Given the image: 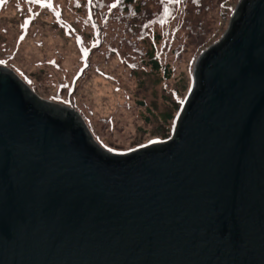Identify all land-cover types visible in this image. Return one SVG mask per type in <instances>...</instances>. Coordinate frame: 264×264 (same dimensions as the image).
<instances>
[{
	"label": "water",
	"instance_id": "water-1",
	"mask_svg": "<svg viewBox=\"0 0 264 264\" xmlns=\"http://www.w3.org/2000/svg\"><path fill=\"white\" fill-rule=\"evenodd\" d=\"M234 8L171 136L123 153L0 66V264H264V0Z\"/></svg>",
	"mask_w": 264,
	"mask_h": 264
},
{
	"label": "rangeland",
	"instance_id": "rangeland-1",
	"mask_svg": "<svg viewBox=\"0 0 264 264\" xmlns=\"http://www.w3.org/2000/svg\"><path fill=\"white\" fill-rule=\"evenodd\" d=\"M57 1L64 9V22L77 18L80 24L84 22L83 15L80 19V14L74 11L72 0ZM94 1L99 26L109 35L107 43H113L114 52L107 50L106 41L92 50V63L81 69L84 75L77 70L81 55L73 38H67L53 17L38 7L40 5L30 6L25 0H11L6 7H0V66L9 67L22 76L30 91L43 101L75 110L94 142L106 152L123 153L132 147L162 142L160 137L173 132L180 112L177 109L182 107L193 87L196 58L222 37L240 0H206L194 9L186 4V8L195 10L191 18H184L187 24L195 25L196 21L204 19L209 31L195 39L191 38L190 29L183 27L176 33L172 53L157 47V51L162 52L158 57L159 64L165 68L164 74L162 70L152 71L147 65L145 48L151 45V38L139 37L134 25L120 24L115 29L114 20L121 18L118 10L112 22L105 25L106 15L101 14L103 10L107 14L104 0ZM34 2L40 3V0ZM148 23L150 20L141 23L142 27L145 29ZM152 26L158 30L156 24ZM129 31L136 33L122 36V32ZM174 35L175 31L167 39L170 41ZM138 37L135 42L140 45L127 42L130 39L134 42ZM132 48L143 54L140 55L143 62L135 67L127 64L135 52ZM78 77L81 78L75 87Z\"/></svg>",
	"mask_w": 264,
	"mask_h": 264
},
{
	"label": "trees",
	"instance_id": "trees-1",
	"mask_svg": "<svg viewBox=\"0 0 264 264\" xmlns=\"http://www.w3.org/2000/svg\"><path fill=\"white\" fill-rule=\"evenodd\" d=\"M35 0H25V2H29L30 6L32 5H40L38 6L40 9L44 10L47 14L53 17L57 27L63 30L66 37L73 38L74 42L76 43L78 52L81 55V59L79 62V66L77 70L82 69V71L90 66L92 63L91 60L94 58L92 56V50L96 49L97 47L101 46L104 41L108 42L109 35L105 34L104 28H101L99 20L96 18L95 13H97L96 6L94 5V0H72L74 2V11L80 14V19L84 17V22L82 24L79 23L78 18L73 20H68L64 22V9L60 5V1L57 0H40V3H35ZM205 2L206 0H104L103 5L107 9V14L102 11V16L106 15V20H104L105 25L110 24L113 20L114 13L118 10V16H121L118 20H114L115 22V29L120 24H125L128 27L134 25V28L138 31L139 37L142 38H151L150 43L151 45L148 46L145 52L147 58V65L150 67L152 71H161L164 74L165 68L164 66L161 67L159 62L161 59L158 57L159 54L162 52L157 51V47L162 48V51L165 50L172 53L173 46L175 44L173 41L176 39V33L182 31L183 27H188L189 34L192 35L191 38L200 39L202 35H206L209 31V27L207 26V21L204 19L196 21L195 25L187 24V19L184 18H191L190 15L195 11H191L189 9H194V7H200L201 2ZM208 1V0H207ZM58 2V3H57ZM11 3V0H0V7H6L8 4ZM209 3V2H208ZM191 5L186 8L185 5ZM78 6V7H77ZM191 11V12H190ZM83 15V17H82ZM65 18V17H64ZM146 20H150L151 23L146 25L145 29L142 27L141 23H145ZM184 20V22H183ZM57 21V22H56ZM30 22V20H29ZM157 25L158 30L153 29L152 25ZM22 25V24H21ZM104 25V26H105ZM117 25V26H116ZM193 28H190V26ZM27 27V26H26ZM23 28V25L20 29ZM175 31L174 37L169 41L167 37L171 35L172 32ZM130 33H136L135 31H129L128 33H121L123 37L128 36ZM186 34V32H185ZM185 34H183L185 36ZM136 37V36H135ZM134 40L137 41L140 38ZM186 38V37H185ZM78 42V44H77ZM129 44H137L136 42H132V39L127 41ZM137 45H140L139 43ZM182 46V44L180 45ZM179 46V47H180ZM109 52H114V45L112 42L107 43L105 45ZM178 47V48H179ZM170 48V49H168ZM177 48V49H178ZM135 50L134 55L131 54L130 62L127 63L128 65H132L133 67L139 65V63L143 60L141 54L137 49L132 48ZM176 49V51H178ZM149 50V51H148ZM139 53V54H138ZM6 58V56L4 57ZM143 62V61H142ZM133 63V64H132ZM167 65V64H166ZM9 68V67H7ZM12 70L11 68H9ZM13 71V70H12ZM81 71L82 74L84 73ZM22 81L24 80L22 76L16 73ZM79 78L75 81V87ZM74 80V77L71 81ZM25 81V80H24ZM74 88L73 86L70 88L69 92H71ZM56 98H61L57 96ZM58 104V103H57ZM182 104V103H180ZM181 108L177 109L179 112ZM170 134H166L164 137H160L161 140H165L169 137ZM137 147V146H136ZM133 149L135 147H132ZM130 148V149H132ZM129 149H126V151Z\"/></svg>",
	"mask_w": 264,
	"mask_h": 264
}]
</instances>
